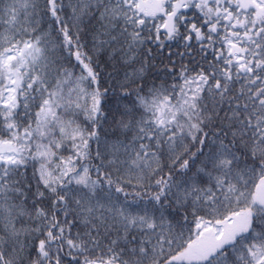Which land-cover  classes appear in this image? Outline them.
<instances>
[{
  "label": "snow or ice",
  "instance_id": "snow-or-ice-1",
  "mask_svg": "<svg viewBox=\"0 0 264 264\" xmlns=\"http://www.w3.org/2000/svg\"><path fill=\"white\" fill-rule=\"evenodd\" d=\"M0 264H264V0H0Z\"/></svg>",
  "mask_w": 264,
  "mask_h": 264
}]
</instances>
